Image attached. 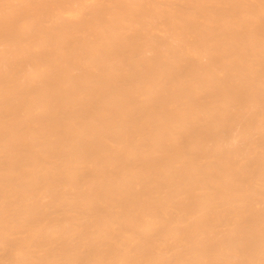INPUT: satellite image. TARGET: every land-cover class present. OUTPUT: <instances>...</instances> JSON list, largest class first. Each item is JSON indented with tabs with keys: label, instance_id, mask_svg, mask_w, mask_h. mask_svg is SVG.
I'll return each mask as SVG.
<instances>
[{
	"label": "bare ground",
	"instance_id": "1",
	"mask_svg": "<svg viewBox=\"0 0 264 264\" xmlns=\"http://www.w3.org/2000/svg\"><path fill=\"white\" fill-rule=\"evenodd\" d=\"M0 264H264V0H0Z\"/></svg>",
	"mask_w": 264,
	"mask_h": 264
}]
</instances>
